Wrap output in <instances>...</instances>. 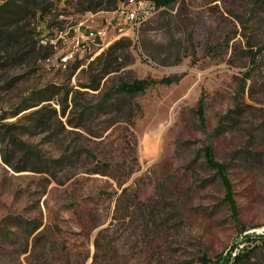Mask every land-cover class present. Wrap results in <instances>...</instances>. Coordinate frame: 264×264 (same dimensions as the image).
I'll list each match as a JSON object with an SVG mask.
<instances>
[{
    "label": "rangeland",
    "instance_id": "1",
    "mask_svg": "<svg viewBox=\"0 0 264 264\" xmlns=\"http://www.w3.org/2000/svg\"><path fill=\"white\" fill-rule=\"evenodd\" d=\"M27 2L23 22L44 50L17 87L16 69L0 65V106L31 102L0 126V264H201L260 242L264 0H175L134 28L109 0L97 11L82 0ZM81 22L83 31L109 25V35L63 65L70 40H52ZM248 49L260 52L255 60ZM149 76L180 78L131 106L115 92ZM209 143L233 202L206 164ZM252 250L237 264H264V243Z\"/></svg>",
    "mask_w": 264,
    "mask_h": 264
},
{
    "label": "trees",
    "instance_id": "2",
    "mask_svg": "<svg viewBox=\"0 0 264 264\" xmlns=\"http://www.w3.org/2000/svg\"><path fill=\"white\" fill-rule=\"evenodd\" d=\"M38 0H35V2ZM82 5L84 6V10L89 11H97L99 9H104L103 5L104 0H82ZM114 4L113 8L118 6L119 0H109ZM157 3L158 7L167 6L174 2L175 0H154ZM31 5L27 2V0H4L0 3V65L2 69L12 68L16 69L18 72L15 76V79L9 85V88H12L14 85L17 87L19 83L25 79L29 71H33V65L37 64V61L43 57L42 51L44 50V46L39 45L41 40V34L37 29L31 27L30 22H23L24 20V12L26 8ZM33 7V6H32ZM35 7V6H34ZM37 9V12L40 11V16H44L45 9ZM107 9V8H106ZM36 12V14H37ZM35 13V12H34ZM252 49V48H251ZM261 48L259 49V51ZM207 53L210 55H216V46L208 45L206 49ZM260 52L248 49L246 54L255 60L256 56ZM23 71V72H20ZM180 76L170 77L164 76L160 79L149 77L143 78H133L130 80H122L117 87L115 88V92L124 94L130 98V106L134 105L133 98L139 94L145 92L148 88L157 85V84H171L173 82H177ZM12 85V86H11ZM244 89V87H243ZM114 91V90H113ZM113 91L107 93V97H105V101L109 99L110 95H112ZM31 102H28V99L23 100V98L18 102H12L11 104L16 106L11 110H4L0 106V126L1 122L10 115H16L19 112L26 109ZM139 107V106H138ZM238 106L231 108L230 112L236 111ZM197 113L201 120L205 122V107L202 101L199 102L197 107ZM226 117V116H225ZM130 123H134L132 118H128ZM4 139V138H3ZM14 140V139H13ZM15 141H17L15 139ZM19 142V141H17ZM204 152L206 156V164L207 166L214 170L217 176L223 179L226 191L227 198L229 201L233 202V198L231 196L232 188L231 182L226 175V164L222 163L220 159H218L215 147L213 143L206 144L204 147ZM110 165L107 166V168ZM94 172L107 174L106 169L98 164ZM133 172L130 170L129 175ZM120 183H124L120 181ZM128 189V188H127ZM125 189L122 192L127 191ZM104 230H101L99 233H102ZM244 231V230H243ZM257 238L261 239L260 242L255 244L253 247L247 246V248H241L239 252H237L233 257L227 258L222 254L219 255L215 260L208 258L206 255L201 257V264H237L238 262L245 261L253 251L252 249L260 245V243H264V236H257ZM247 241H253L251 238H245ZM255 240V239H254ZM97 248H100V242L97 240L96 242ZM247 245V244H246ZM249 247V248H248ZM98 259V258H97Z\"/></svg>",
    "mask_w": 264,
    "mask_h": 264
},
{
    "label": "built area",
    "instance_id": "3",
    "mask_svg": "<svg viewBox=\"0 0 264 264\" xmlns=\"http://www.w3.org/2000/svg\"><path fill=\"white\" fill-rule=\"evenodd\" d=\"M120 6L118 12L120 20L131 28L139 25L142 21L149 18L151 14L157 9L153 0H119ZM119 19V18H118ZM111 24L112 22L109 21ZM81 22L78 26H72L60 31L55 39L52 40L56 44L59 40L64 43L70 40V45L60 55L61 63L64 65V59H74L79 53L85 51H92L95 46H100L107 39L109 35V25L100 26L97 28H88L83 31ZM124 26H120L121 31ZM73 29V30H72ZM74 31V36L70 37L71 32ZM97 31H104V38H97ZM46 42V40H42Z\"/></svg>",
    "mask_w": 264,
    "mask_h": 264
},
{
    "label": "bare ground",
    "instance_id": "4",
    "mask_svg": "<svg viewBox=\"0 0 264 264\" xmlns=\"http://www.w3.org/2000/svg\"><path fill=\"white\" fill-rule=\"evenodd\" d=\"M151 15H152V14H151ZM151 15H150V16H151ZM150 16H149V17H150ZM99 33L102 34L103 31H99ZM70 60H71V59H64V63H67V62L70 61Z\"/></svg>",
    "mask_w": 264,
    "mask_h": 264
},
{
    "label": "crops",
    "instance_id": "5",
    "mask_svg": "<svg viewBox=\"0 0 264 264\" xmlns=\"http://www.w3.org/2000/svg\"><path fill=\"white\" fill-rule=\"evenodd\" d=\"M154 1V0H153ZM154 3H155V6H156V8H161V7H163V6H161V7H158L157 6V3L154 1ZM118 6H120V1L118 2ZM93 15H95V13H92Z\"/></svg>",
    "mask_w": 264,
    "mask_h": 264
}]
</instances>
